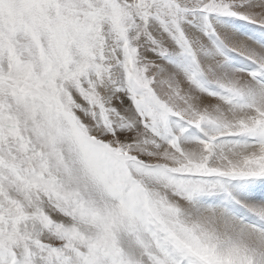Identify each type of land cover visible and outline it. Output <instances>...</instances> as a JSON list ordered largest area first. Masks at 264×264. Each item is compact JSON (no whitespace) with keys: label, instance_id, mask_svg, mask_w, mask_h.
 <instances>
[{"label":"snow or ice","instance_id":"1","mask_svg":"<svg viewBox=\"0 0 264 264\" xmlns=\"http://www.w3.org/2000/svg\"><path fill=\"white\" fill-rule=\"evenodd\" d=\"M0 264H264V0H0Z\"/></svg>","mask_w":264,"mask_h":264}]
</instances>
